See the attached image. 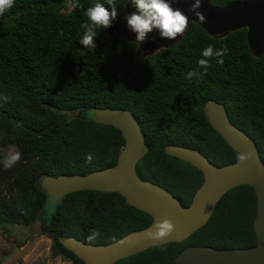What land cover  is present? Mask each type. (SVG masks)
I'll return each mask as SVG.
<instances>
[{"label":"trees","instance_id":"16d2710c","mask_svg":"<svg viewBox=\"0 0 264 264\" xmlns=\"http://www.w3.org/2000/svg\"><path fill=\"white\" fill-rule=\"evenodd\" d=\"M129 1L114 0L117 14L126 15ZM209 1L223 7L235 0ZM97 3L111 11L107 0H14L0 15V227L44 221L54 255L73 264L86 263L63 246L60 235L108 244L153 220L119 192L83 190L70 193L60 206L45 205L40 176L85 175L113 166L125 145L119 129L73 113L130 109L149 147L137 165L139 176L165 187L184 206L192 202L204 175L168 155L165 145L198 149L218 166L239 157L206 119L203 105L208 99L225 105L231 122L255 140L264 162V56L253 55L247 28L217 38L192 23L175 45L139 59L136 42L109 36L107 29L97 30L95 49L79 44L82 25L88 22L84 12ZM170 3L174 7L176 0ZM209 45L228 49L224 63L212 58L202 79L189 80V72H203L198 61ZM10 149L20 151L23 159L6 170L3 161ZM256 213L254 188L239 185L225 193L207 224L186 240L114 264H172L190 245L254 246Z\"/></svg>","mask_w":264,"mask_h":264},{"label":"water","instance_id":"95a60500","mask_svg":"<svg viewBox=\"0 0 264 264\" xmlns=\"http://www.w3.org/2000/svg\"><path fill=\"white\" fill-rule=\"evenodd\" d=\"M195 0H176L174 8H179L189 18V25L182 36L175 40L161 39L158 31L149 34L146 41H136L134 33L127 25L126 15L138 12L132 0L127 3L126 15L117 14L112 26L107 28L109 36H123L138 44L137 57L151 56L161 49L179 42L190 29L198 24L209 35L224 38L228 34L247 28V39L255 57L264 56V0H235L223 7L213 6L209 0H201V12L205 19L199 20L191 11ZM94 116L90 120L102 125H112L119 129L125 145L115 165L92 171L88 174H43L38 178V187L46 193L45 205L49 202L60 206L72 192L83 190L104 193L119 192L126 202L152 217L149 226L134 230L108 244L86 243L76 236L60 235L63 246L75 253L86 264H114L129 256L149 248L170 242H182L195 231L207 224L221 198L234 187L251 185L257 195V213L254 229L257 243L243 248L219 249L207 245L185 247L172 264H264V162L255 140L233 124L223 103L208 99L203 112L210 125L225 139L238 154L245 155L243 161L218 166L198 149L177 144H167L168 155L191 163L202 171L204 181L197 189L188 206L165 187L150 180L142 179L137 172L138 163L149 152L142 127L130 109L91 108ZM90 109H82L78 115L85 119ZM44 213V210H42ZM169 219L175 224V232L162 241L146 237L154 224ZM123 241V243H121Z\"/></svg>","mask_w":264,"mask_h":264},{"label":"clouds","instance_id":"9594fccd","mask_svg":"<svg viewBox=\"0 0 264 264\" xmlns=\"http://www.w3.org/2000/svg\"><path fill=\"white\" fill-rule=\"evenodd\" d=\"M111 5V11L103 4L97 3L90 6L84 12L88 18V22L82 25L84 35L79 41V44L87 48H96V37L98 29H107L112 26L117 19V6L114 0H107ZM133 6L138 9V12L125 16L127 25L134 33H136V41L144 42L148 39L149 34L154 30L158 31L161 39L175 40L178 36H182L189 25L188 16L179 8H174L170 0H132ZM14 6V0H0V15L9 11ZM82 7V6H81ZM201 7V0H195L192 4L191 11L195 12L199 20L205 19L204 15L197 11ZM228 49H216L213 45H209L202 51V59H199L198 65L203 69L199 71L189 72L187 78L199 76L200 79L207 74L208 69L212 67L211 60L215 58L216 63L223 64V57L227 55ZM86 117L91 119L94 116V110L90 109L85 113ZM245 155L238 157L239 161L245 160ZM23 159L22 153L16 151L10 153L3 161L4 169H10L16 166ZM86 160L90 163L93 160L92 154H87ZM175 232V224L164 219L154 224V230H148L145 235L153 241H162ZM92 237H89L91 239ZM123 243V241L121 242Z\"/></svg>","mask_w":264,"mask_h":264},{"label":"rangeland","instance_id":"374dc122","mask_svg":"<svg viewBox=\"0 0 264 264\" xmlns=\"http://www.w3.org/2000/svg\"><path fill=\"white\" fill-rule=\"evenodd\" d=\"M52 244L53 238L42 220L31 226L0 227V264H73L54 255Z\"/></svg>","mask_w":264,"mask_h":264},{"label":"flooded vegetation","instance_id":"af4514ba","mask_svg":"<svg viewBox=\"0 0 264 264\" xmlns=\"http://www.w3.org/2000/svg\"><path fill=\"white\" fill-rule=\"evenodd\" d=\"M44 222V221H43ZM44 225H45V222H44Z\"/></svg>","mask_w":264,"mask_h":264}]
</instances>
